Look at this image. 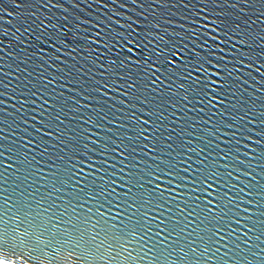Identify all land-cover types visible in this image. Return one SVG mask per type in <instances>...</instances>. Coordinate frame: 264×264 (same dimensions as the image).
<instances>
[{"label": "water", "instance_id": "1", "mask_svg": "<svg viewBox=\"0 0 264 264\" xmlns=\"http://www.w3.org/2000/svg\"><path fill=\"white\" fill-rule=\"evenodd\" d=\"M0 264H264V0H0Z\"/></svg>", "mask_w": 264, "mask_h": 264}]
</instances>
